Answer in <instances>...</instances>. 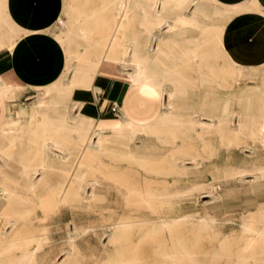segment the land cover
I'll return each instance as SVG.
<instances>
[{
  "label": "bare ground",
  "instance_id": "1",
  "mask_svg": "<svg viewBox=\"0 0 264 264\" xmlns=\"http://www.w3.org/2000/svg\"><path fill=\"white\" fill-rule=\"evenodd\" d=\"M157 1L166 5L164 11L184 12L199 0ZM210 2L227 6L226 10L241 7L223 0ZM113 11L118 19L96 65L76 64L70 82L39 89L44 95L57 89L61 97L58 103L63 106L58 115L54 118L42 115L41 122L35 127L39 112L33 108L30 113H24L30 119L22 129L0 126V192L5 193L9 185L7 172L12 169L10 163L14 161L13 149L17 142L21 144V159L28 154L37 163L23 166L28 183L43 186L47 172L69 159L64 136L75 134L85 144L88 154L106 150L105 140L110 138L107 151L111 158L109 175L113 187L106 216L107 264H264V109L225 110L223 99L215 109L207 108L208 99L186 110L176 109L174 103L177 97L185 95L192 81L212 82L220 89L226 88L224 83L227 81L221 75H240L241 58L235 60L233 54L225 53L221 48L220 32L210 40L216 48L205 55L180 37L178 25H196L197 10L191 16L183 13L170 21L161 16L156 5L144 9L146 16L159 19L157 23L161 20V25L160 30L146 29L148 39L143 46L136 38L125 43L121 37L131 19L129 1H120ZM73 23L81 24V20L76 19L71 25ZM162 26L169 30H161ZM63 28L60 40L66 42L72 39L73 30L66 24ZM199 31L209 34V30ZM192 57L209 59L205 63L206 70H200L199 77L194 80L186 75L181 64L182 60ZM65 59L69 71L72 59ZM224 60L232 65L222 64ZM235 62L238 68H235ZM126 64L132 66L131 71L124 70ZM111 67L124 79L130 95L139 98V103L159 102L162 108H157L152 124L130 122L127 108L135 103L129 99L119 111L118 120L108 125H95L97 121L86 112L84 103L74 101L69 105V99L77 89L101 92L94 89L92 83L97 76L108 75ZM0 88L8 100L7 89L2 85ZM21 115H18L19 122ZM235 119H238L237 125H234ZM13 122L7 117L3 120L4 124ZM16 134L21 136L16 137ZM34 135L43 137L41 146L32 156L33 151L21 139ZM137 136H142L140 144L121 145ZM244 150L251 153L250 160L236 158L237 151ZM121 160L128 163L123 176L119 175ZM74 171L69 172L70 178L81 179ZM38 173L42 175L40 179L35 178ZM249 178L253 181L248 182ZM72 185L70 180L68 186ZM117 186L126 192L122 201L118 199ZM218 190L222 194L217 197L221 200L216 211L190 215L192 209L185 206L192 198L201 195L214 198ZM69 191L75 201L88 199L81 194V187ZM43 240L35 237L17 239L0 233V264H50V253L45 252ZM74 240L69 237L68 255L77 247Z\"/></svg>",
  "mask_w": 264,
  "mask_h": 264
},
{
  "label": "rangeland",
  "instance_id": "2",
  "mask_svg": "<svg viewBox=\"0 0 264 264\" xmlns=\"http://www.w3.org/2000/svg\"><path fill=\"white\" fill-rule=\"evenodd\" d=\"M120 1L122 0H63V12L57 22L58 32L55 36L63 46L66 58L70 57L72 59V67H70L71 71H67L68 73L63 76L62 82L60 83L71 81V77L75 74L74 69L76 64L92 66L96 65V62L99 61L101 53L105 50L104 47L108 44L107 40L117 22L118 17L113 9ZM128 1L131 9V19L125 25L121 35L123 42L127 43L136 38L143 46L145 43L147 44L148 39L146 29L151 30L154 27V30H160L158 27L161 25V20L160 23H157L159 19L152 15L146 16L144 13V9L150 6L156 5L161 16L170 21L176 20L183 13L186 16H191L197 10L196 25L182 27L178 25L177 30L181 33L180 37L186 39L188 45L196 49L198 48L199 52L205 55L216 48L214 42L210 40H212V36H216L220 32L222 33L221 48L226 54H233V59L235 58L237 60L241 58L243 62L240 64L242 65L240 75H221V78H225L227 81L224 83L226 84V88H222L224 90L212 82H190L185 95L175 99L176 109L186 110L197 107L203 100L207 101V99L209 101L207 108L211 107L215 109L218 106L219 100L223 99V109L225 110L236 109L239 112H244L248 109H264V97L260 99L264 96V42L262 43V40L258 39L256 41H250L249 45L247 43L248 46H246V49H254L253 51L255 52L258 51L257 49H259L262 43V48L259 49V52L254 55L249 54V58L247 57L248 60L244 57L242 49L239 46L242 44L244 38L250 37L255 32L254 28L257 23L264 21V6L262 5V0H252L247 6L240 5L241 7H237L240 9L230 8L228 10H226L227 6L215 5L210 0H199L197 4H191L189 9L184 12H180L179 10L171 11L169 9L164 11L163 7L165 4L157 0ZM223 1L233 3L229 0ZM236 4L239 5L238 3ZM251 11L255 12V14L244 19L242 30L239 31L235 44H228L227 30H225L227 23L235 15ZM76 19H80L81 24L73 23L71 25L73 21L76 22ZM247 20L249 21L248 25L246 24ZM64 24L73 30L72 39H68L66 42L60 40V37L63 35L62 30H64ZM161 30L166 31L169 29L166 26H162ZM172 30H176V28ZM199 30H209V34L202 33ZM80 31L82 32L80 33ZM232 31L234 35L235 30H229V33ZM82 33H85V36H82ZM256 33L264 36V30H257ZM192 38L193 41H191ZM228 45L231 47L229 48ZM204 58L192 57L182 60L181 64L184 66V71L190 79L198 78V72L200 70H203V72L206 70L205 63L209 59L207 57L206 59ZM249 59L255 61L254 64ZM82 60L84 61L82 62ZM226 62L228 61H221L222 64H226ZM166 63L171 64V61H167ZM228 63L232 65V62ZM126 65L124 70L131 71L132 66L130 64ZM236 66L238 68V64L235 62V68ZM109 73L111 76L119 77L118 73L112 67ZM104 77L97 76L96 78L107 81L111 79ZM116 81L125 87L127 86L121 79H116ZM14 92L17 93L16 96L13 95ZM19 95L20 89L13 91L10 96L6 94L7 98H9L7 100L9 107L6 117L12 121L14 120L10 124H1L6 129H22L23 124H27L30 119V116L28 114L24 115V113H30L33 108L38 109L39 112L37 117L38 123L35 127H38L41 122L42 115L43 117L44 115H48L54 118L58 115L61 108H63L58 103L61 97L57 89L46 95L41 90L29 92L25 97H19ZM30 95H35V97H29ZM126 99H129L131 103H139V98L136 95H130V92ZM40 100L46 101V103L43 105L39 102ZM72 102L74 101L70 98L69 105ZM167 102L168 98L166 97L165 103ZM158 107L160 109L162 108L159 105L148 106L129 111L126 115L129 116L127 117L130 122L135 123V125L152 124ZM76 112L78 113V110ZM19 114L22 116L20 122L18 119ZM115 114L103 113V115L99 116V119L104 117L106 119H112L115 118ZM118 114L113 120H118ZM99 119L96 118L97 122H95V125L100 124ZM237 124L238 119H235L234 125ZM15 136L20 137L21 135L16 134ZM42 137L36 138L34 135L22 138L21 142L26 143L33 151L32 156H34L36 149L42 144ZM141 141L142 136H137L127 141V144L123 142L121 145L140 144ZM64 142L69 159L67 162L64 161L55 169L47 172V181L43 186H31L28 183V177L23 166H35L37 163L28 154L25 156L27 159H21V144L17 142L16 148L13 149L14 161L10 163L12 169L7 172L10 180L9 185L5 193L0 192V233L5 232L6 235L17 239L29 237L43 238V244H46L45 252L50 253V264H107V244L109 239L106 233V216L111 201L110 191L113 187L109 175L111 158L107 151V145L111 143L110 138L105 140L106 150L96 151L92 154L86 152L85 144L80 142L75 134L71 133L68 136H64ZM248 152V150L237 151L236 158L238 160H250L251 153ZM123 161L121 160L119 163L120 176H123L125 168L128 166V163ZM1 163L2 160H0ZM6 169L8 170V168ZM73 169L81 179H76V177L70 178L69 172ZM1 177L0 175V181L2 180ZM36 177L40 179L42 175L38 173L35 174ZM70 180L74 184L72 187L68 186ZM247 181L252 182L253 179L249 178ZM210 183L211 181L208 182V184ZM79 187L82 188L81 194H85L88 197L84 202L75 201L73 195H70L69 190ZM116 189L118 199L122 201L126 192L121 186H117ZM220 193L222 194L221 190L215 193V199L211 195L194 197L185 207L192 209L190 215L213 213L220 205L221 199L217 198L221 195ZM217 213L221 214L222 212L217 211ZM237 214L239 215V213ZM76 228L77 231L75 230ZM103 228L104 230H102ZM71 236L75 238L74 241L77 247L68 255V251H70L68 240ZM18 254L19 252L17 251L16 255Z\"/></svg>",
  "mask_w": 264,
  "mask_h": 264
},
{
  "label": "crops",
  "instance_id": "3",
  "mask_svg": "<svg viewBox=\"0 0 264 264\" xmlns=\"http://www.w3.org/2000/svg\"><path fill=\"white\" fill-rule=\"evenodd\" d=\"M229 1L247 6L252 0ZM262 5L264 6V0ZM62 12L63 0H4L0 2V85L7 89V96L16 91L17 87L20 88L19 97H25L29 92L37 91L42 87L56 86L68 73L65 50L55 36L58 32L57 22ZM254 14L255 12L239 13L227 23L225 30H227L228 44H235L244 19ZM229 30H235L234 35L233 31L229 33ZM254 30L255 32L250 37L244 38L239 45L246 60L249 54L254 55L262 48L264 36L256 31L264 30V21L257 23ZM258 39L262 40L259 49L256 48L258 51L246 49L250 41ZM250 61L252 64L255 62ZM105 77L111 78L110 81L95 78L92 83V87L101 92L77 89L71 96L73 101L84 103L88 110L86 112L95 120L99 119L103 113H111L109 108L112 104L119 108L115 114L116 118L129 94V88L116 81V79L124 81L123 78L111 76L110 73ZM16 94L14 92L13 95L16 96ZM29 97H35V95ZM158 104L159 102H140L129 106L127 112ZM8 107L9 103L0 88V126L6 118ZM115 118L104 117L99 119V122L108 125Z\"/></svg>",
  "mask_w": 264,
  "mask_h": 264
},
{
  "label": "built area",
  "instance_id": "4",
  "mask_svg": "<svg viewBox=\"0 0 264 264\" xmlns=\"http://www.w3.org/2000/svg\"><path fill=\"white\" fill-rule=\"evenodd\" d=\"M109 111L111 113H117L118 112V107L115 104H112L109 108Z\"/></svg>",
  "mask_w": 264,
  "mask_h": 264
}]
</instances>
